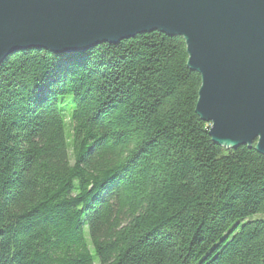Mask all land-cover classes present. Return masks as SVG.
<instances>
[{
	"label": "trees",
	"instance_id": "1",
	"mask_svg": "<svg viewBox=\"0 0 264 264\" xmlns=\"http://www.w3.org/2000/svg\"><path fill=\"white\" fill-rule=\"evenodd\" d=\"M187 60L153 30L0 62V264H264V154L212 141Z\"/></svg>",
	"mask_w": 264,
	"mask_h": 264
},
{
	"label": "water",
	"instance_id": "2",
	"mask_svg": "<svg viewBox=\"0 0 264 264\" xmlns=\"http://www.w3.org/2000/svg\"><path fill=\"white\" fill-rule=\"evenodd\" d=\"M160 30L185 40L201 85L196 114L213 142L264 154V0H0V62Z\"/></svg>",
	"mask_w": 264,
	"mask_h": 264
},
{
	"label": "rangeland",
	"instance_id": "3",
	"mask_svg": "<svg viewBox=\"0 0 264 264\" xmlns=\"http://www.w3.org/2000/svg\"><path fill=\"white\" fill-rule=\"evenodd\" d=\"M72 106H73V104H71ZM73 107H71V109H72ZM94 258V261H95V263H97V258H96V256H94L93 257Z\"/></svg>",
	"mask_w": 264,
	"mask_h": 264
}]
</instances>
